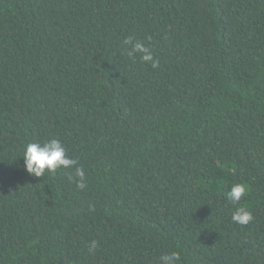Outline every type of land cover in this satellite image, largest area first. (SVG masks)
<instances>
[{
  "label": "trees",
  "instance_id": "trees-1",
  "mask_svg": "<svg viewBox=\"0 0 264 264\" xmlns=\"http://www.w3.org/2000/svg\"><path fill=\"white\" fill-rule=\"evenodd\" d=\"M49 138L83 189L69 169L24 170L22 145ZM233 183L249 186L247 225ZM167 251L264 264V0H0V264Z\"/></svg>",
  "mask_w": 264,
  "mask_h": 264
},
{
  "label": "clouds",
  "instance_id": "clouds-1",
  "mask_svg": "<svg viewBox=\"0 0 264 264\" xmlns=\"http://www.w3.org/2000/svg\"><path fill=\"white\" fill-rule=\"evenodd\" d=\"M124 44H131L128 51L129 57L139 55L142 62L150 63L152 68L159 66V60L154 58L151 47L133 37H127ZM67 148L58 138H49L44 141L26 142L22 145L20 158L23 160L24 170L34 177H43L47 171L49 174H55L57 169H69L72 173L69 180L76 184V187L83 189L86 185V173L77 159L67 155ZM249 192V186L246 183H233L226 192L227 200L236 205L232 212L231 219L234 223L247 225L253 220L252 212L246 204L241 203L242 198ZM98 247V242L93 240L89 246V252ZM157 264H182L181 255L177 251H167L157 258Z\"/></svg>",
  "mask_w": 264,
  "mask_h": 264
}]
</instances>
